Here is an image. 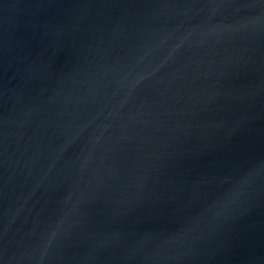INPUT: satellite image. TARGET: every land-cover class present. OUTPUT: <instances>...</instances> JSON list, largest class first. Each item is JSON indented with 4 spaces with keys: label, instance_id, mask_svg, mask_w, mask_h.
Wrapping results in <instances>:
<instances>
[{
    "label": "water",
    "instance_id": "water-1",
    "mask_svg": "<svg viewBox=\"0 0 264 264\" xmlns=\"http://www.w3.org/2000/svg\"><path fill=\"white\" fill-rule=\"evenodd\" d=\"M0 264H264V0H0Z\"/></svg>",
    "mask_w": 264,
    "mask_h": 264
}]
</instances>
